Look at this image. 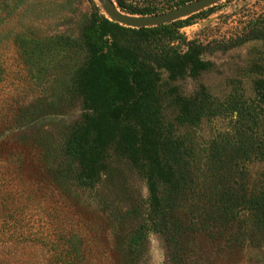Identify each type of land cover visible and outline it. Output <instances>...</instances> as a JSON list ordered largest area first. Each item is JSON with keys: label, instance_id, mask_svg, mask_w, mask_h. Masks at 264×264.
I'll return each instance as SVG.
<instances>
[{"label": "rangeland", "instance_id": "obj_1", "mask_svg": "<svg viewBox=\"0 0 264 264\" xmlns=\"http://www.w3.org/2000/svg\"><path fill=\"white\" fill-rule=\"evenodd\" d=\"M98 8L106 15L101 0H0L3 124L26 141L9 136L10 159L0 161V264H74L77 248L81 264H169L156 232L139 262L125 249L148 212L140 166L113 152L110 171L91 192L77 185L64 156L82 113L67 92L84 56L75 41ZM214 9L181 30L206 47L204 68L184 76L160 70L156 108L199 156L228 155L237 179L257 194L264 187V39L224 45L264 22V0H223ZM239 140L248 144V160L234 154ZM190 264H264V249L248 242L229 257L209 244Z\"/></svg>", "mask_w": 264, "mask_h": 264}, {"label": "trees", "instance_id": "obj_2", "mask_svg": "<svg viewBox=\"0 0 264 264\" xmlns=\"http://www.w3.org/2000/svg\"><path fill=\"white\" fill-rule=\"evenodd\" d=\"M193 1L115 0L122 12L135 16L163 13ZM214 8L171 24L140 29L112 22L98 8L75 41L84 56L67 92L81 104L82 113L70 127L64 156L72 164L77 185L91 192L110 171L113 152L140 166L148 187V212L125 246L137 262L151 232L163 237L169 264H190L209 244L222 248L229 257L248 242L264 249V187L257 194L250 192L237 179V166L225 153L215 149L199 156L189 148L187 137L166 125L156 108L160 70L184 76L204 68L200 55L206 47L187 39L181 30L194 19L212 14ZM258 20L224 46L264 39V22ZM201 110L194 113L198 118ZM2 114L0 107V161L8 162L9 136L26 141L9 125L4 126ZM238 143L234 154L243 160L251 158L248 144ZM79 249L74 264L84 258Z\"/></svg>", "mask_w": 264, "mask_h": 264}, {"label": "water", "instance_id": "obj_3", "mask_svg": "<svg viewBox=\"0 0 264 264\" xmlns=\"http://www.w3.org/2000/svg\"><path fill=\"white\" fill-rule=\"evenodd\" d=\"M101 1L103 2V10L110 21L125 27L140 29L158 27L161 25L171 24L179 20H184L217 5L223 0H195L170 9L166 12L148 16H135L124 13L121 9H119L115 0Z\"/></svg>", "mask_w": 264, "mask_h": 264}]
</instances>
